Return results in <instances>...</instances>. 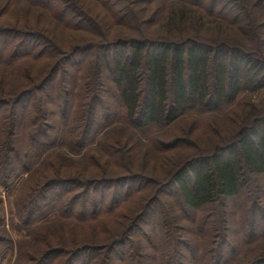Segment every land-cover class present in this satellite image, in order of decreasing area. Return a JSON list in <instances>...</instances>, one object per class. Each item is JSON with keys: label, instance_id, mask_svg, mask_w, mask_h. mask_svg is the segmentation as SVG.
Instances as JSON below:
<instances>
[{"label": "trees", "instance_id": "16d2710c", "mask_svg": "<svg viewBox=\"0 0 264 264\" xmlns=\"http://www.w3.org/2000/svg\"><path fill=\"white\" fill-rule=\"evenodd\" d=\"M20 5L25 15L10 21ZM263 11L264 0H0V79H26L28 66L50 65L40 84L15 94L0 81V189L25 181L9 214L19 238L0 213V260L15 251L12 264H264V96L259 106L238 102L264 92V54L254 40ZM47 20L53 28L38 23ZM238 29L252 44L202 40ZM58 33L77 41L62 48ZM233 104L247 111L234 140L175 164L165 182L135 171L110 175L101 166L102 156L122 163L115 129L169 127L189 112L228 113ZM124 134L121 140L132 137ZM158 145L163 151L151 148L159 154L179 148ZM75 157L86 166L63 165ZM251 177L262 200L247 193ZM151 184H159L155 196L130 225L137 229L144 212L153 214L144 246L125 235L89 244L76 233L120 218ZM157 191L176 207L174 220L188 225L160 221L159 205L152 208ZM50 223L71 225L83 244L54 246L65 237L41 230Z\"/></svg>", "mask_w": 264, "mask_h": 264}, {"label": "rangeland", "instance_id": "374dc122", "mask_svg": "<svg viewBox=\"0 0 264 264\" xmlns=\"http://www.w3.org/2000/svg\"><path fill=\"white\" fill-rule=\"evenodd\" d=\"M253 6H251L252 8ZM26 6L20 5V7H15L13 10L14 13L11 16H6L7 18H11L10 21H14V17L18 14H20L22 11V17L25 15ZM260 11L258 8L255 9V13ZM147 13V12H146ZM260 24L259 28H257L256 36L254 40L258 39V43L262 46V51L264 54V24L261 21H264V11L262 14H260ZM23 20V19H22ZM38 22V21H37ZM49 23L45 22H38L41 23L43 26H50L53 28L51 24L52 21H48ZM254 19V23H255ZM152 30V29H151ZM239 30V29H238ZM53 31V30H52ZM240 31V30H239ZM239 31L234 32H227L220 37L212 36L208 34L204 37V39L209 38H218L222 41H226L227 45H233V44H239L241 46L249 45L250 39L247 37L244 33H241ZM153 32V31H152ZM156 32V30H154ZM125 33L122 32L119 35H124ZM76 35V34H74ZM67 39H72L70 37H66L64 35H61L58 33L57 43L62 48H68L70 44L77 41L76 39L71 41H66ZM213 40V39H212ZM84 39H81L78 42H84ZM211 41V40H206ZM77 42V43H78ZM250 42V43H249ZM76 43V44H77ZM252 44V43H251ZM75 45V44H74ZM71 47V46H69ZM29 70L23 69L21 75L27 72L29 73V76L25 79L24 77L19 78H10L8 76H5V78L0 79L3 83L5 90L4 92L6 94H15L18 91L24 90L26 88L36 86L37 84H40L42 82L45 74L47 73V70H49L50 65H46L44 68L41 67L39 69V66H28ZM31 72H34L31 74ZM28 79V80H27ZM107 79H102L104 83H107ZM28 81V82H27ZM100 81V82H101ZM12 84V85H11ZM3 88V89H4ZM264 96V92L257 93L255 95L249 96L246 95L244 97H239V103L246 102V103H252L255 104V106H259L262 103ZM236 104H233V108L230 112L225 113L226 111H218L216 113H202L201 111H192L189 112L188 116L185 118H181V120H178L175 124H172L169 127H149L147 125L144 129H135L126 131V128L123 126L122 128L115 129L116 131H111V134H113L116 137L120 138V141L116 140V142H113L114 147H120L122 150H124L125 154L123 155L122 163L118 165L110 164L109 162H106V157L102 156L101 166L104 167L107 171H111L112 173L110 175H116V176H122L125 174H131L130 172H138V174L148 177L149 179L158 180L161 182H165L166 176L169 175V173L173 170L175 164L178 166L180 164H183L185 161L189 158H192L197 155H203V154H210L214 151V148L216 146H226L229 143H231L234 138L236 131L238 129V122L241 120L247 111L238 110L235 108ZM264 106V102L259 106ZM226 110V109H225ZM235 111L237 114L232 115V111ZM242 113V114H241ZM125 132H129V134L132 135V137L129 140H121L122 135H125ZM125 142L128 146H130L133 143V146L131 147H124L121 143ZM161 143L162 146L170 147L178 146V149L171 150L170 152H164L162 154L157 153V150H153L151 146L158 147L160 151H163L158 143ZM120 144L122 146H120ZM164 144V145H163ZM126 148H128V151H126ZM131 153V156L129 155ZM167 153H171L170 156ZM76 159H70L65 161L63 165L66 164H73L76 168H81L82 165L86 166V163L82 160V158L75 157ZM184 161V162H183ZM182 162V163H181ZM176 166V167H177ZM175 167V168H176ZM90 171L98 173L97 171L101 170V167H93L89 166L88 168ZM105 173H103L104 175ZM25 184L24 180H20L18 184L16 185L15 189L11 190H3L0 189V213L5 218V225H6V231L8 234L16 239L19 238V234L12 228V220L10 219V211L13 207V197L15 195V192L17 189L20 188L21 184ZM257 182L256 179L253 177L249 180V185L247 187V193L250 196V199H256L258 201V195L260 196V199L262 200L261 194L257 192ZM159 188V184H152L150 185L148 190L143 191L140 195L136 197L134 202L131 203L129 207H127L120 218L114 219L110 218V220L106 219L102 221L101 223H92L85 226H77L76 233L83 238V241H87V243H99V244H105L100 242H106L109 243L110 239H113L116 241L122 238L121 235H125L129 239L133 241H139L142 246L145 245V240L148 239L147 231L150 227H154L153 224H149L151 220H153V214L151 215V212H144L140 219L135 222L137 224L138 228L134 229L132 228L131 221L132 218H135V216L139 215L140 210L143 209V204L147 202H151L150 200L152 197L155 196L156 189ZM167 192H169L168 189H166ZM165 191V190H164ZM158 192V191H157ZM172 191H170L171 193ZM159 198L156 200V203L153 205V210L156 209V207L159 205V211L161 213V220L163 223H167L166 226H170L171 224L177 225L178 223L181 225H188L183 220H174L176 217V207L172 205V209L170 206L171 201H169L167 194L165 192H158ZM170 195V194H169ZM229 202V201H228ZM232 202V201H230ZM229 202V203H230ZM259 203V202H257ZM176 206L178 204L174 203ZM262 207V208H261ZM261 214L264 212V203L263 200L261 202V206L258 207ZM144 211V210H143ZM147 213V214H146ZM253 213L252 211L248 212V216ZM55 225H58L59 228H57ZM71 225H64L62 223H50L43 225L41 230L45 231L46 228H49V236L54 235L55 233L59 232V229L62 231L64 235V240H60L59 238L55 239L54 246L64 247L68 248V250H71V248L81 245L83 243L75 242L73 236L75 235V230L70 229ZM130 226V227H128ZM136 228V226H135ZM153 230V229H152ZM108 231V233H107ZM113 231V232H112ZM124 231V232H123ZM112 232V234H111ZM58 236V235H57ZM107 239V237H109ZM138 236V237H137ZM192 238L193 234L191 233H183V236L181 238L186 239ZM174 238V237H173ZM171 245L175 246L174 240L170 242ZM125 251V249H123ZM144 251V248H143ZM183 252V250H182ZM15 251H8L4 255V258L0 260V264H12L13 258H14Z\"/></svg>", "mask_w": 264, "mask_h": 264}]
</instances>
